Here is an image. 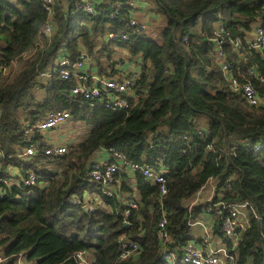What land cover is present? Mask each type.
<instances>
[{
  "label": "trees",
  "instance_id": "16d2710c",
  "mask_svg": "<svg viewBox=\"0 0 264 264\" xmlns=\"http://www.w3.org/2000/svg\"><path fill=\"white\" fill-rule=\"evenodd\" d=\"M91 1L95 12L89 17L72 14L75 0H54L53 32L44 38L42 0H0V264L13 263L18 254L33 264H77L80 249L98 264H179L191 240V222L203 207L187 202L210 179L221 193L208 205L248 204L246 227L235 245L215 218L226 242L223 263L264 264V150L244 148L264 137V54L249 43L252 25L264 19V0H147L145 11L165 19L158 38L146 28L127 40L107 39L109 32L128 27L106 15L133 1L121 10L130 16L145 0ZM221 25L228 34L220 32ZM238 39L241 53L234 46ZM81 49L99 76L121 77L118 61L135 65L137 98L129 108L115 111L72 94L73 78H36L61 54L72 57ZM117 49L128 57L114 58ZM21 61L22 67L8 74ZM223 61L241 83L252 84L259 104L250 105L233 91ZM50 111H68L85 135L59 156L24 155L25 128ZM102 147L124 154L109 196L104 189L111 184L86 174ZM127 162L162 167L166 195L160 198L159 185L130 172ZM30 172L36 181L26 185ZM132 200L136 208L126 204ZM83 202L97 206L85 210ZM163 212L166 241L157 227ZM127 241L138 243V251L121 257Z\"/></svg>",
  "mask_w": 264,
  "mask_h": 264
},
{
  "label": "built area",
  "instance_id": "2783aa9c",
  "mask_svg": "<svg viewBox=\"0 0 264 264\" xmlns=\"http://www.w3.org/2000/svg\"><path fill=\"white\" fill-rule=\"evenodd\" d=\"M43 8L47 14L44 20L39 34L44 38H49L53 32L52 25V9L54 0H42ZM135 4L133 1H126L122 4L115 6L110 12L107 13L106 18L123 21L128 27L126 32H109L106 36L107 39L120 38L127 40L132 32H139L147 28V23L141 21L137 17L123 16L121 10L124 5ZM85 12L91 17L95 12L94 4L91 0H75L72 14H78ZM119 18V19H118ZM220 32L228 31L223 25L219 27ZM184 43H187V36L183 38ZM250 46L258 52L264 54V19L255 22L251 28V34L249 37ZM235 50L237 53H241V41L238 39L235 42ZM216 55L221 57L223 55V48L221 42L218 43L216 48ZM92 58L86 53L84 49H81L78 53L72 57H68L65 53L61 54L53 65L41 70L37 73L36 78H49L53 74H58L60 79L67 80L73 78L75 85L71 88V93L74 95H80L83 99L91 104L101 103L104 107L122 111L130 107L132 100L137 98L135 93L136 81L139 78V73L132 63L118 61L116 68L122 72L121 77H107L99 76L95 69L92 68ZM134 67V68H132ZM221 69L227 80L230 82V86L235 92H239L250 105L259 104L262 99L258 96L255 88L249 82L241 83L237 76L233 74L231 65L227 61H223ZM248 73L255 72L252 68L247 69ZM76 124L71 119L68 111H50L43 119L34 122L31 125H27L25 128V141L29 142L22 150L24 155H36L44 154L50 156H59L68 151V145H76L72 140L67 139L63 143H50L47 134L52 129L63 127L68 123ZM71 125V124H70ZM202 134L201 131H199ZM245 149L250 151L264 150V137L257 140L250 146H244ZM104 149L108 154V157L103 160L90 161L91 166L87 169V176L92 181H103L108 185L104 189L106 195L112 194V184L116 182L114 177L117 169L124 163V154L117 152L114 148H100ZM1 149H0V165H1ZM127 169L130 172L139 171L149 182H153L159 185V197L162 198L167 193L166 187V172L162 167L154 168L147 163L137 164L134 162H127ZM36 181V176L33 172H30L28 177L23 179L26 185H33ZM224 186H229L225 183ZM2 197V192H0ZM211 201V200H210ZM70 202H79V198L71 199ZM88 209H93L95 206L90 202H83ZM130 208H136L137 202L132 200L126 203ZM204 206V205H203ZM247 206L246 202L242 203H225L222 201H214L209 205L206 204L203 209L206 212L212 213L215 218L218 219L221 231L224 236L231 241L233 245L236 244L237 238L240 233L245 229L247 222ZM128 211H125V215ZM167 224V216L163 212L157 222L158 235L162 241H166L169 238L168 231L165 229ZM138 251V243L127 241L124 243L123 250L121 251V257L132 255ZM183 254L178 258L179 264H224L222 256H225L226 249H222L220 253L218 251H206L194 245L192 242H188L183 247ZM172 256V254H170ZM77 258V264H98L96 261L90 259L88 252L85 249H80L75 252ZM173 257V256H172ZM21 256L10 264H22L20 262ZM230 259L232 257L230 256ZM4 260V257L0 255V262Z\"/></svg>",
  "mask_w": 264,
  "mask_h": 264
},
{
  "label": "crops",
  "instance_id": "0c3cea01",
  "mask_svg": "<svg viewBox=\"0 0 264 264\" xmlns=\"http://www.w3.org/2000/svg\"><path fill=\"white\" fill-rule=\"evenodd\" d=\"M140 3V2H139ZM146 1L142 4L140 3L137 6V9H134L131 13L132 15L137 17L136 15H140L137 17L141 21H145L147 25L150 24L147 21V17L145 16L146 11L143 9L145 7ZM138 5V3H137ZM143 9V10H141ZM157 17V14L150 12ZM71 124V125H70ZM77 126V124H76ZM76 126L73 123H68V125L55 128L50 130L47 134L49 137L50 143H63L65 140L70 139L73 143L78 142L81 138H79V132L76 130ZM81 127V126H80ZM108 157V154L104 149H98L94 155L91 157L90 161L100 160L103 161ZM12 176L17 175L16 170L11 171ZM16 180L15 178H13ZM217 184L213 179L208 180L194 195V197L189 200L187 203L204 205L206 206L207 203L210 202L211 199L219 196L221 190L217 189ZM91 195H86V199H88ZM194 202V203H193ZM203 206V208H204ZM191 240L190 242L194 243L197 247L202 248L206 251H220L226 248V242L224 237L220 236L218 231L215 227V216L210 213L206 212L203 209H200L199 213L194 217L193 221L191 222ZM1 252V251H0ZM20 262L22 264H33L32 262H27L23 255H20Z\"/></svg>",
  "mask_w": 264,
  "mask_h": 264
},
{
  "label": "rangeland",
  "instance_id": "374dc122",
  "mask_svg": "<svg viewBox=\"0 0 264 264\" xmlns=\"http://www.w3.org/2000/svg\"><path fill=\"white\" fill-rule=\"evenodd\" d=\"M145 1H146V4H145V7L143 8L144 10L146 9V6L148 4V1L147 0H145ZM136 16L137 17H140V15H136ZM145 16L147 17V21L150 22V24L147 25L149 35L152 36V37H154V38H158V35H157L158 28L160 29L164 25V23H165L164 16L161 15V16H158V18H156V17H154V15L152 13H147V11H146ZM157 24H160V27L157 26ZM113 57L114 58L117 57V58H123V59H125L128 56L126 55V52L125 51H123L121 49H117L116 50V53L113 55ZM22 63H23V61L18 62L15 65H13L11 67V69H10V70H12L13 73L12 72H9L8 74H10L11 76H13L22 67V65H23ZM132 68H134V67H132ZM76 124H77V126H76ZM76 124H74V126H76V129L79 132V136H80L79 138H81L82 135H85L83 133H86V129L84 127H82V126L80 127V125L78 123H76ZM196 204H198V203H196ZM222 258H223V256H222Z\"/></svg>",
  "mask_w": 264,
  "mask_h": 264
},
{
  "label": "water",
  "instance_id": "95a60500",
  "mask_svg": "<svg viewBox=\"0 0 264 264\" xmlns=\"http://www.w3.org/2000/svg\"><path fill=\"white\" fill-rule=\"evenodd\" d=\"M79 157H80V155H79ZM83 208H84L85 210H87V207H86L85 205L83 206Z\"/></svg>",
  "mask_w": 264,
  "mask_h": 264
},
{
  "label": "clouds",
  "instance_id": "9594fccd",
  "mask_svg": "<svg viewBox=\"0 0 264 264\" xmlns=\"http://www.w3.org/2000/svg\"><path fill=\"white\" fill-rule=\"evenodd\" d=\"M94 196H95V195H94ZM83 206H84V205H83ZM87 209H88V208H87ZM194 245H195V244H194ZM195 246H196V245H195ZM0 255H1V252H0ZM20 255H21V254H18V256H20ZM18 256H17V257H18Z\"/></svg>",
  "mask_w": 264,
  "mask_h": 264
},
{
  "label": "bare ground",
  "instance_id": "6f19581e",
  "mask_svg": "<svg viewBox=\"0 0 264 264\" xmlns=\"http://www.w3.org/2000/svg\"><path fill=\"white\" fill-rule=\"evenodd\" d=\"M112 74V73H111ZM77 130V129H76Z\"/></svg>",
  "mask_w": 264,
  "mask_h": 264
}]
</instances>
